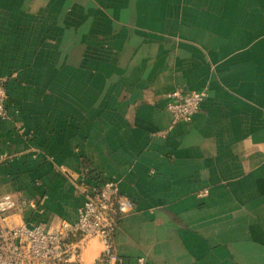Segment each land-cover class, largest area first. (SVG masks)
Masks as SVG:
<instances>
[{
  "label": "crops",
  "instance_id": "crops-1",
  "mask_svg": "<svg viewBox=\"0 0 264 264\" xmlns=\"http://www.w3.org/2000/svg\"><path fill=\"white\" fill-rule=\"evenodd\" d=\"M0 78L22 220L74 221L114 177L120 264H264V0H0ZM175 87L207 94L169 128Z\"/></svg>",
  "mask_w": 264,
  "mask_h": 264
},
{
  "label": "built area",
  "instance_id": "built-area-1",
  "mask_svg": "<svg viewBox=\"0 0 264 264\" xmlns=\"http://www.w3.org/2000/svg\"><path fill=\"white\" fill-rule=\"evenodd\" d=\"M207 90L175 87L166 92L169 128L189 122L199 110ZM7 89L0 78V117H6ZM84 200L74 221L60 219L52 225L29 224L18 216V200L11 192L0 193V264H120L115 233L122 214L135 207L121 193L114 177L96 181L84 188ZM93 237L102 249L91 263L82 260V248ZM144 258H138L142 264Z\"/></svg>",
  "mask_w": 264,
  "mask_h": 264
}]
</instances>
